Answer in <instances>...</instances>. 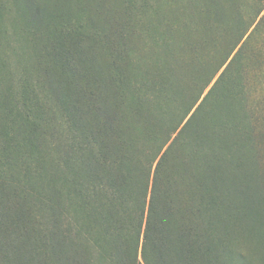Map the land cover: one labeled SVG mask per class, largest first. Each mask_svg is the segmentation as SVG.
<instances>
[{"label":"trees","instance_id":"obj_1","mask_svg":"<svg viewBox=\"0 0 264 264\" xmlns=\"http://www.w3.org/2000/svg\"><path fill=\"white\" fill-rule=\"evenodd\" d=\"M35 1L0 0V264H264L241 72L204 94L232 50L185 40L236 31L221 5L165 24L163 0H115L108 38L90 0Z\"/></svg>","mask_w":264,"mask_h":264},{"label":"rangeland","instance_id":"obj_2","mask_svg":"<svg viewBox=\"0 0 264 264\" xmlns=\"http://www.w3.org/2000/svg\"><path fill=\"white\" fill-rule=\"evenodd\" d=\"M160 1L162 0H155L154 2L159 3ZM201 1H203L202 6L200 5ZM43 2L44 0H36L35 2H31V5L41 4ZM213 2L220 4V7H222V11L220 9V11L214 12L213 14L216 15L220 21H225L227 24L233 26L236 31H229L226 35L227 39H221L220 44H218L220 39L211 38V43L205 45V43H207V38L212 37L213 34L207 33L206 30L199 27L197 23H191L192 31L189 35L192 38L186 37L185 40L195 43V46L199 48L201 52L200 59H206L207 53H216L212 58L215 59L216 65L220 63L225 53L232 50L224 66L217 72L204 94L217 79L221 71L233 58H235L232 70L241 72V89H243L242 93L244 97L243 104L249 116L248 135H251L254 148L256 149L255 154L258 161L257 175L262 190V197L264 199V0H163V9L160 15L164 18V23L166 24L171 23L170 13L177 15L186 11L184 14L185 17L181 16L179 18V23H187L191 20L197 22L194 16L197 15L196 17L199 18L200 16L198 14L205 11L204 7ZM90 4L91 5H88V7H92V13L88 15V18L92 19V17H94L98 19L102 24L99 27H104L108 38H112L113 24H116L115 15L118 16V12L115 10V0H90ZM22 5L24 8H27V3L22 2ZM75 11L76 8L74 7V12ZM132 16H134L133 13H131V17ZM131 20L132 26L135 22V18H131ZM157 20L160 21V18ZM141 21L143 24L148 23L146 19H141ZM176 25L177 24H175V26ZM71 27L72 26L69 28ZM177 36L178 33L176 34V37ZM135 37L136 39L139 38L137 40L141 48H144L146 45H151L149 37L145 43V39H143V35L139 33V30H136ZM11 46H13V49L16 51V44L12 43ZM107 46H110L109 42ZM146 49L149 48L146 47ZM151 49H153L154 55L152 54V56H149L150 59H158L161 54L160 47L154 45ZM105 51L109 54H113V47L107 48ZM191 51L192 47L188 51L180 54L175 50H171L170 55L176 56L175 59L184 61L191 54ZM146 54L147 53L143 54L144 57H146ZM109 58L111 69L108 74L110 77H113L112 55ZM150 59L145 60L144 65L146 66H142V71L144 69L146 71L153 65ZM10 66H12V61H10ZM118 76L120 77V75ZM153 80L157 83L155 87H158V78L154 76ZM196 106L197 104L194 108ZM228 132L231 135L235 134L230 130H228ZM244 132L246 133V129ZM174 136L175 134H173L171 140Z\"/></svg>","mask_w":264,"mask_h":264}]
</instances>
